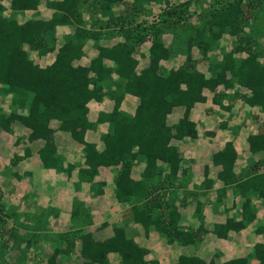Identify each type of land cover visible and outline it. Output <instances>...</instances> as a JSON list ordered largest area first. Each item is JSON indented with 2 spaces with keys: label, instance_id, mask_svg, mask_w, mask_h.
<instances>
[{
  "label": "trees",
  "instance_id": "16d2710c",
  "mask_svg": "<svg viewBox=\"0 0 264 264\" xmlns=\"http://www.w3.org/2000/svg\"><path fill=\"white\" fill-rule=\"evenodd\" d=\"M159 1L162 0H44V6L52 10L49 18L34 14L19 23L13 13L38 11L42 0H8V6L0 0V96L11 95L12 105L19 108L29 100L26 114H0V125L7 130L11 121L18 120L28 127L30 140H44L39 152L43 166L61 171L59 160L53 157V129L49 127V122L56 119L60 130L69 132L75 140L85 144L90 166H120L115 177L116 198L121 201L130 198L141 200V206L133 207L136 223L145 227L153 225L168 243L187 245L195 243L206 230L200 209L197 213L201 223L196 230H185L177 225L179 213L175 195L177 188L182 186L177 179L181 172V158L177 147L170 142L173 139L197 138L196 123L187 116L196 102L206 100L205 90L213 93L212 101L227 114L220 124L223 129L233 114L232 102L225 103V99L231 97L226 92L228 90L233 91L232 98H239L245 106L256 107L264 114V49L250 35H242L244 23L254 17L252 8L261 4H257V0H248L247 5L246 0H215L213 4L200 8L196 25L183 28L184 15L197 0H185L179 4L165 0L167 3L156 22L149 25L136 23L138 15L145 14L142 12ZM85 4L87 10L92 7V12L99 14L93 23L87 24L83 19L81 7ZM120 5L123 9L115 13V7ZM7 9L10 14L6 13ZM64 26H72L73 31L57 46L58 28ZM111 26L117 28L122 38L110 46H102L103 31ZM167 31L174 35V41L165 45L162 35ZM228 32L237 38L231 48L221 44ZM89 40H93L97 55L87 66L74 65L75 60L85 55L84 46ZM144 43H148L149 62L137 71L139 61L136 52ZM194 48L200 58L207 60L205 71L197 68L198 60L192 56ZM30 51H35L38 56L55 51V55L51 63L41 66L30 57ZM214 51H218L219 56L211 57ZM179 53L183 54L184 63L167 71L160 68L161 60L172 59ZM239 53H245V56L238 58ZM106 95L113 100V108L99 114L95 121L108 123L107 131L101 135L105 148L91 158L93 146L84 141L85 132L94 127L87 117V103L92 99L100 101ZM126 95L138 99L132 113L120 108ZM176 106L185 107L184 117L168 125L167 116ZM247 142L251 155L264 154L263 131L248 135ZM236 158L231 141H226L224 147L213 154V164L221 168L217 173L220 182L228 185L236 181L240 190L248 188L257 196L259 193L264 196V174L236 175ZM159 161L167 171L164 177V166L158 165ZM139 162L144 164L141 179L133 180L130 178L131 168ZM212 182L205 173L203 185L210 187ZM221 191L219 197L224 196V187ZM252 208L247 197L241 219L227 218L225 223L214 225L213 233L224 237L229 230L242 228L255 217ZM78 209L85 212V208L81 210V203L75 201L71 214L73 220ZM11 215L19 218L15 213L8 214V217ZM38 216L43 218L42 214ZM0 222L5 221L0 218ZM37 227L35 225V231ZM257 231L264 232V223ZM77 233L81 239L77 257L85 260L82 264H110L107 260L109 252L120 256L114 264L146 262L147 250L132 238H126L122 229L115 230L114 235L102 243L95 242L82 229ZM36 235L32 233L31 238H20L24 246L12 264L26 258L27 252L35 247L32 238ZM60 236L64 243L53 247L47 264H58L56 257L61 261L69 258L75 250L69 233ZM252 255L264 264V245L256 243ZM4 263V259L0 261V264ZM176 264L250 263L244 257L216 262L205 261L198 256L179 255Z\"/></svg>",
  "mask_w": 264,
  "mask_h": 264
},
{
  "label": "crops",
  "instance_id": "0c3cea01",
  "mask_svg": "<svg viewBox=\"0 0 264 264\" xmlns=\"http://www.w3.org/2000/svg\"><path fill=\"white\" fill-rule=\"evenodd\" d=\"M184 1L182 0V2ZM156 4L159 2H154L150 7ZM41 5L44 6V0ZM44 9L48 12V14L45 13L47 16L40 13ZM43 10L24 11L23 13L28 15L25 14L26 16L24 15L25 18L21 22L34 14L40 18H49L52 10L45 6ZM115 13H117L116 10ZM98 16L99 14L94 18L97 19ZM83 19L85 21L87 17L84 16ZM18 22L21 23L19 20ZM113 30L116 28L111 26L103 31V39L100 42L102 46H110L121 40L120 33L113 32ZM72 31V26L58 28L56 45L60 46L64 42V37ZM165 45L167 44L165 43ZM147 48L148 43L141 44V52L138 56L136 53V58L139 61L137 71L148 65ZM30 52H34L32 58H36L34 61L41 66L51 63L55 55V51L43 56H38L35 51ZM84 52L85 55L81 59L75 60L74 65L87 66L91 58L97 55L98 51L94 47L93 40L85 43ZM195 52L197 53L196 50ZM193 57L195 58V56ZM169 60L172 61V59L160 61L162 70L167 71L178 66H167ZM219 89L223 88L219 87ZM229 91L233 92L231 90L226 92ZM204 94L206 100L196 102L187 116L190 121L196 123L197 138H184L179 141L173 139L170 142L177 147L181 158V172L178 173L177 179L182 182V186L177 188L175 195V205L179 213L177 225L185 230H196L201 223L197 213V209H200L201 215H203V228L206 230L195 243L187 245H180L177 242L168 243L167 238L160 236L153 225L145 227L141 223H136L133 220V207L141 206V200L130 198L121 201L116 198L115 177L120 166L98 165L95 168L90 166L87 162L85 144L75 140L69 132L60 130L59 122L56 119L49 122V127L53 129L52 139L55 148L53 157L59 160L61 171L43 166L39 152L44 145V140H30L28 127L18 120L11 121L7 130L0 125V190L3 199L6 200L5 208L15 210V214L19 216L18 221L28 228L27 233L22 234L24 238H31L32 233L37 234L32 238L34 245L36 244L35 247L27 252L25 259L14 264H29L30 255H33V259L41 261L40 264H47L53 247H60L64 243L60 234L65 233H69L75 250L69 258L61 259V261L56 257V262L58 264H82L85 260L77 257L81 245L77 230L80 229L84 234H90L93 240L98 243L112 237L115 230L122 229L126 238H132L139 246L147 250L144 257L145 264H176L179 255L198 256L205 261L214 260L216 262L244 257L250 264H260L252 254L256 243L264 245V232L257 231V228L264 223V196L260 193L257 196L248 188L240 190L236 181L223 185L217 177L221 168L212 162L213 154L221 150L226 141H231L237 154L234 166L235 174L245 173L247 176L264 174V154L251 155L247 142L248 135L256 134L259 130L253 126L242 128L236 126L233 135L228 137L226 132L228 134L233 129L232 122L229 123V121L226 128H221L220 124L226 119L227 114L220 111L212 101V92L205 90ZM11 100V95L0 96L1 115L7 116L11 112L26 114L28 99L23 108L13 106ZM137 103L136 97L126 95L120 108L132 113ZM87 106V117L94 127L85 132L84 141L93 146L91 158H95V154L105 148L101 135L108 128L106 121L101 123L95 121L99 114L112 110L113 100L106 95L100 101L90 100ZM257 113L264 119L262 112ZM184 114V106L173 107L167 116V124L177 123L184 117ZM212 114L219 118L218 122L209 123ZM259 119L261 121V118ZM207 132H211V134ZM158 165H163V163L159 161ZM163 166L164 177L167 171L165 165ZM66 169L69 171L67 172ZM143 169L142 162L134 163L130 178L141 179ZM205 173L209 179L213 180L210 187L202 183ZM160 177L162 178V176ZM153 181L157 180L153 179ZM222 187L225 189L224 196L219 197L218 194H222ZM247 197L250 198L255 217L242 228L229 230L224 237L214 234L215 224H223L227 218L231 217L235 221L241 219L242 206ZM75 201L81 203V210L85 208V212L78 209L74 219L76 221L71 217ZM21 212L26 213V219ZM41 214L43 218L40 219L38 215ZM35 225L39 227L36 231ZM23 246L22 243L21 248ZM41 248L43 251L39 250ZM119 259L120 256L116 252L107 254L110 264L116 263Z\"/></svg>",
  "mask_w": 264,
  "mask_h": 264
},
{
  "label": "rangeland",
  "instance_id": "374dc122",
  "mask_svg": "<svg viewBox=\"0 0 264 264\" xmlns=\"http://www.w3.org/2000/svg\"><path fill=\"white\" fill-rule=\"evenodd\" d=\"M126 2H131L129 0H125ZM247 1H245V4L247 5ZM170 4H179L180 2H182V0H171ZM215 2V0H197L196 4H192V6L189 8V12H187L184 17H185V22H183L181 24V26L184 27H188V26H193L196 25L198 23V19H197V14L200 10L201 7L207 6L209 3L213 4ZM260 2V6L259 7H253V12H254V17H250L249 19H247V21L244 23L243 25V31H242V35L247 36L250 35L252 40H255V42L257 43V45L259 47H261L262 49H264V0H257L256 3L258 4ZM2 3L5 6H8V0H2ZM167 2H165V0L163 1H159V4H156L153 7H150L149 9H146L144 12L145 14H141L138 15L136 17V23H141L145 25H149L153 22H156L157 16L158 14H160L161 10L164 8V4L166 5ZM255 3V2H254ZM255 3V4H256ZM87 4H85L83 7H81V11L83 13V15L85 17H87V19L85 20V22L87 24L93 23L94 17L97 16V12H92V7L89 8L87 10L86 8ZM43 5H40L39 7V11L43 10ZM121 9H123L122 5L115 7V10L117 12H119ZM24 11H19L17 13H13V16L16 17L17 21L19 20L20 22L23 20L24 15H28L27 13H23ZM7 14H10L11 11L9 9H7L6 11ZM43 16H47L46 14H48L47 10L44 9L42 12H40ZM46 13V14H45ZM25 15V16H26ZM83 16V17H84ZM113 32H117V28L116 30H113ZM163 41L164 43H166L167 45L171 42L174 41V35L170 32H164L162 35ZM236 36H234L231 32H228L227 34H225L221 40V44L226 46L227 48H231L234 43L236 42ZM193 56H195V58H197L198 62H197V68L199 70H205L206 69V63L207 60H204L202 58H200L198 56V54L195 52V48L193 49ZM141 52L140 46L137 48V56L139 55V53ZM34 52H30L31 57L33 56ZM183 54H177L172 58V61L169 60V64H167V66H175V65H179L184 63L185 58L184 56H182ZM211 57H216L217 55L219 56L218 51H215L213 53L210 54ZM245 56V53H239L237 55L238 58H241ZM36 59V58H34ZM164 69V68H163ZM230 92V91H229ZM231 95V97L229 99H226L225 102H232V117L230 119L231 125L233 126V129L229 131V133L226 135L232 136L234 133V127H238L240 126L242 127H254L257 128L259 131H264V119L263 117H261V115H259V113L257 112H261L258 108L254 107L253 109L245 106V104L243 103V101L239 98H232V93H229ZM255 112V113H254ZM263 116V115H262ZM227 117V115H226ZM261 118V121L260 119ZM218 122L219 118L216 116H214L213 114L210 116L209 119V123H214V122ZM221 126V125H220ZM231 126V127H232ZM222 128V127H221ZM240 134H242L241 132H239ZM2 191L0 190V218L1 220H4L5 222H0V261L1 260H5V263L7 262L12 264L11 262L13 261V259L15 258V256L17 254H19V250L21 249L22 243H20V238L23 237L22 234H26L27 233V229L23 226V223L21 221H18L19 218L17 219L15 216H10L8 217V214H13L15 213V210L8 208H5L4 202H6L5 199H3V195L1 193ZM8 213V214H7ZM23 213L24 219H26V213L25 212H21ZM20 213V214H21ZM22 218V217H21ZM16 223V224H15ZM15 224V225H14ZM36 245V244H35ZM41 251H43V249H39ZM38 250V251H39ZM40 251V252H41ZM33 253V251L31 252V254ZM31 256V261L29 264H40L41 261H38L36 258L33 259V255ZM38 261V262H37Z\"/></svg>",
  "mask_w": 264,
  "mask_h": 264
}]
</instances>
